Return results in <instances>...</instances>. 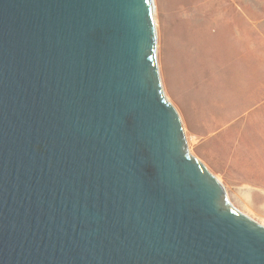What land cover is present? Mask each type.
<instances>
[{
	"label": "water",
	"instance_id": "obj_1",
	"mask_svg": "<svg viewBox=\"0 0 264 264\" xmlns=\"http://www.w3.org/2000/svg\"><path fill=\"white\" fill-rule=\"evenodd\" d=\"M152 0H0V264H264V227L186 145Z\"/></svg>",
	"mask_w": 264,
	"mask_h": 264
},
{
	"label": "rangeland",
	"instance_id": "obj_2",
	"mask_svg": "<svg viewBox=\"0 0 264 264\" xmlns=\"http://www.w3.org/2000/svg\"><path fill=\"white\" fill-rule=\"evenodd\" d=\"M156 64L188 152L264 227V0H154Z\"/></svg>",
	"mask_w": 264,
	"mask_h": 264
},
{
	"label": "bare ground",
	"instance_id": "obj_3",
	"mask_svg": "<svg viewBox=\"0 0 264 264\" xmlns=\"http://www.w3.org/2000/svg\"><path fill=\"white\" fill-rule=\"evenodd\" d=\"M153 1V5H154V11H155V3H154V0H152ZM243 215V214H242Z\"/></svg>",
	"mask_w": 264,
	"mask_h": 264
}]
</instances>
